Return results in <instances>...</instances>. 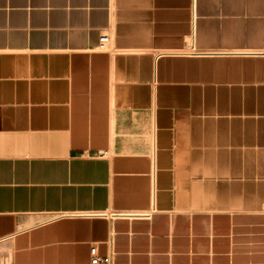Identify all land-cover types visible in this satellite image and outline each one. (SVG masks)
I'll return each mask as SVG.
<instances>
[{
    "label": "crops",
    "instance_id": "1",
    "mask_svg": "<svg viewBox=\"0 0 264 264\" xmlns=\"http://www.w3.org/2000/svg\"><path fill=\"white\" fill-rule=\"evenodd\" d=\"M93 245L264 264V0H0V264Z\"/></svg>",
    "mask_w": 264,
    "mask_h": 264
},
{
    "label": "built area",
    "instance_id": "2",
    "mask_svg": "<svg viewBox=\"0 0 264 264\" xmlns=\"http://www.w3.org/2000/svg\"><path fill=\"white\" fill-rule=\"evenodd\" d=\"M110 43V36L108 34H103L100 37V48H106L108 44ZM97 247L93 245L91 247V255H92V264H108L110 261V258L108 256L100 257L97 251Z\"/></svg>",
    "mask_w": 264,
    "mask_h": 264
}]
</instances>
